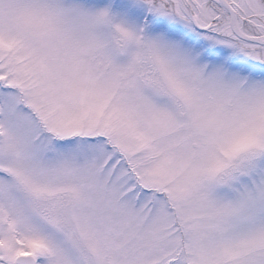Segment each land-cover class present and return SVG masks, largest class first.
I'll list each match as a JSON object with an SVG mask.
<instances>
[{"label":"snow or ice","instance_id":"snow-or-ice-1","mask_svg":"<svg viewBox=\"0 0 264 264\" xmlns=\"http://www.w3.org/2000/svg\"><path fill=\"white\" fill-rule=\"evenodd\" d=\"M0 264H264V0H0Z\"/></svg>","mask_w":264,"mask_h":264}]
</instances>
